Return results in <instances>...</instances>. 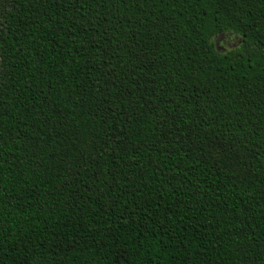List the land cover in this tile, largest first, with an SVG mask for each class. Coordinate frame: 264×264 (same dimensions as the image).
I'll list each match as a JSON object with an SVG mask.
<instances>
[{"label":"trees","instance_id":"obj_1","mask_svg":"<svg viewBox=\"0 0 264 264\" xmlns=\"http://www.w3.org/2000/svg\"><path fill=\"white\" fill-rule=\"evenodd\" d=\"M0 264H264V0H0Z\"/></svg>","mask_w":264,"mask_h":264},{"label":"rangeland","instance_id":"obj_2","mask_svg":"<svg viewBox=\"0 0 264 264\" xmlns=\"http://www.w3.org/2000/svg\"><path fill=\"white\" fill-rule=\"evenodd\" d=\"M239 42V38L234 35L220 34L215 38V44L218 49L225 50L235 47Z\"/></svg>","mask_w":264,"mask_h":264}]
</instances>
